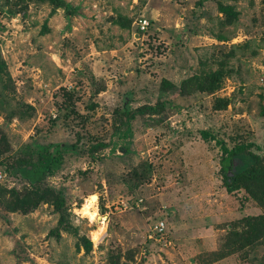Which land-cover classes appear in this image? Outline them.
<instances>
[{"label":"rangeland","instance_id":"rangeland-1","mask_svg":"<svg viewBox=\"0 0 264 264\" xmlns=\"http://www.w3.org/2000/svg\"><path fill=\"white\" fill-rule=\"evenodd\" d=\"M65 1L75 8L69 16L62 8L50 14L38 0H18L13 13L14 5L0 0V125L10 141L0 186L26 184L4 170L21 145L76 147L48 182L64 192L70 222L92 249L76 250L69 232H50L58 216L49 204L26 214L0 207V264H109V252L117 264H258L264 237L245 249L247 257L212 260L211 253L232 223L264 213L243 189L226 191L217 142H253L264 159V0ZM219 3L236 12L230 22ZM141 17L148 21L143 32ZM221 62L227 74L213 93L193 85L183 97L159 90L162 79L178 86ZM62 88L78 96L84 124L62 119ZM158 99H169L160 114L120 124L125 111ZM221 99L228 105L214 108ZM77 131L83 136L76 143ZM97 140L106 145L88 152ZM93 194L99 216L90 222L81 208ZM158 221L163 231L150 232Z\"/></svg>","mask_w":264,"mask_h":264},{"label":"trees","instance_id":"trees-1","mask_svg":"<svg viewBox=\"0 0 264 264\" xmlns=\"http://www.w3.org/2000/svg\"><path fill=\"white\" fill-rule=\"evenodd\" d=\"M12 3L15 7L13 13L17 12L18 0H5ZM39 2H46L51 6L50 14L56 12L58 8H62L66 15L75 12L72 7L65 0H38ZM219 11L224 15L225 23L230 22L236 16L231 5L223 3L218 4ZM43 25V30H45ZM45 32V31H44ZM143 32V31H142ZM6 69L4 60L0 59V76L3 75ZM227 74L224 69V64L221 62L218 69L209 71L203 74H195L183 79L178 86L171 83V81L162 79L160 82L161 94H167L168 90H176L178 97L188 95L189 86L194 87L195 90L205 93H213L219 88L223 77ZM97 93L98 91H93ZM1 96V95H0ZM78 96L73 90L62 88V101L58 108H60V115L62 119L69 117H78L81 125L87 121V115H83L76 111L75 101ZM169 99H158L154 104L140 105L132 110L124 112V117L120 120V124H128L132 118L137 115L144 114H160L168 105ZM228 105V99H221L214 108H222ZM23 111L12 112L7 118L16 115L20 117ZM87 135L89 133L86 132ZM205 139L208 138L209 133L202 132ZM83 136L79 131L76 132V143ZM210 137V136H209ZM222 150L220 156V170L222 184L226 191L234 192L243 189L248 196L264 208V159L259 154L252 151L251 147L255 146L253 142H237L230 148L224 141H217ZM106 144L100 140L90 143L87 151L94 153ZM76 150V147L66 149L61 145L48 143H25L21 145L11 155L10 163L4 166L5 172L21 178L26 182L21 189L6 188L0 186V207L8 212H20L26 214L36 209L40 204H49L52 210L57 214V223L54 229L50 232L59 235V231L63 230L69 232L76 237V250H83L84 253L91 251L92 242L85 235L79 234L76 227H74L69 219L68 205L64 192L61 189H56L48 182V176L55 172L57 168L63 163L64 154L68 151ZM10 151V141L0 125V164L4 163L5 154ZM4 156V157H3ZM5 162H7L5 160ZM62 162V163H61ZM240 224L234 222L229 227L227 233L223 237V244L220 249L211 253L212 260H219L233 253H242L247 257L248 251L253 249L259 241L264 237V213L255 215H245L241 217ZM109 264H117L119 257L109 252ZM255 264V263H252ZM258 264H264V258Z\"/></svg>","mask_w":264,"mask_h":264},{"label":"built area","instance_id":"built-area-1","mask_svg":"<svg viewBox=\"0 0 264 264\" xmlns=\"http://www.w3.org/2000/svg\"><path fill=\"white\" fill-rule=\"evenodd\" d=\"M136 23H137V24H136V27H137L139 30H141V31L145 30V29L147 28V25H148V21H147L145 18H143V17L138 18V19L136 20ZM163 229H164V223L161 222V221H158V222L155 223V225H154L153 228L150 230V232L160 233V232L163 231ZM149 237H152V235H149Z\"/></svg>","mask_w":264,"mask_h":264},{"label":"clouds","instance_id":"clouds-1","mask_svg":"<svg viewBox=\"0 0 264 264\" xmlns=\"http://www.w3.org/2000/svg\"><path fill=\"white\" fill-rule=\"evenodd\" d=\"M93 196H95V194H93ZM98 199V197H96ZM91 199V198H90ZM89 208H93V205L90 202L85 203L84 205V214L88 216V219L90 222H94L97 217L99 216V211L98 209L93 208V210L91 212L88 211ZM107 221V217H102L100 219V222L102 224H105Z\"/></svg>","mask_w":264,"mask_h":264},{"label":"bare ground","instance_id":"bare-ground-1","mask_svg":"<svg viewBox=\"0 0 264 264\" xmlns=\"http://www.w3.org/2000/svg\"><path fill=\"white\" fill-rule=\"evenodd\" d=\"M90 198H91V199H90ZM86 201H87V202H90V203L93 205V208L96 209V207H95L96 195H95V196L92 195V196H89V197L85 200V202H84V204H83V206H82V208H81L82 213H84V205H85ZM93 208H89L88 211L91 212V211L93 210ZM97 218H98V217H97ZM102 232H103V227H102V226L99 227L97 230L93 231V232H92V240H98V239L101 237Z\"/></svg>","mask_w":264,"mask_h":264}]
</instances>
